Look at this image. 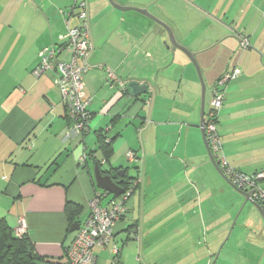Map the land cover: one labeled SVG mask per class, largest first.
<instances>
[{
	"label": "crops",
	"instance_id": "crops-1",
	"mask_svg": "<svg viewBox=\"0 0 264 264\" xmlns=\"http://www.w3.org/2000/svg\"><path fill=\"white\" fill-rule=\"evenodd\" d=\"M78 1L85 2L93 46L85 75L91 119L86 131L68 137L74 123L56 73L33 72L44 49L80 26L79 10L67 16ZM114 1L142 6L167 23L207 68L227 59L210 100L217 80L231 71L227 56L242 49L241 37L248 40L219 132L232 166L264 172V91L254 88L264 80L252 81L264 79V0ZM179 51L157 23L109 0H0V219L14 231L24 222L39 255L67 264L78 231L71 232L66 205L82 208L80 225L87 219L102 191L93 175L97 160L104 171H127L137 189L115 227L118 255L113 244L97 247L96 264H114L116 256L118 264H264L260 212L218 171L200 172L211 163L200 129L202 94L191 61ZM133 82L149 92L133 97L127 90ZM99 135L113 143L109 159ZM130 151L137 161L127 159ZM105 193L103 205L117 199Z\"/></svg>",
	"mask_w": 264,
	"mask_h": 264
},
{
	"label": "built area",
	"instance_id": "built-area-1",
	"mask_svg": "<svg viewBox=\"0 0 264 264\" xmlns=\"http://www.w3.org/2000/svg\"><path fill=\"white\" fill-rule=\"evenodd\" d=\"M79 10L78 17L80 26L68 28L67 33L61 38L57 46L46 48L40 53V64L34 70L35 77L43 76L47 71L56 73V86L60 89L63 102L67 109V116L74 123L72 131L68 134H79L86 131L91 119V98L86 94L85 75L91 69L89 63L93 51L90 29L88 23V12L85 2H77L70 16ZM68 22V21H67ZM241 47H249L246 38L241 37ZM67 59H63V57ZM240 69L235 67L219 78L214 85L213 95L210 100L209 109L205 115V131L211 151L219 161V167L223 174L237 187L242 190L253 192L254 201L264 208V172L247 174L232 166L224 151L222 138L219 132V116L224 106L227 88L232 80L239 74ZM110 80L116 81L111 74ZM86 160V158H84ZM130 162L137 161V155L130 151L127 153ZM137 188L136 180H132L125 188V193L118 199H112L105 206L102 201L106 198L105 192H97L89 203L90 213L87 219L80 225V229L70 246L66 250L67 264H96L95 249H105L113 244V251L118 255V249L114 245L115 227L128 213V204ZM18 238L27 235V227L20 222L14 231ZM116 256L114 264H118Z\"/></svg>",
	"mask_w": 264,
	"mask_h": 264
},
{
	"label": "water",
	"instance_id": "water-1",
	"mask_svg": "<svg viewBox=\"0 0 264 264\" xmlns=\"http://www.w3.org/2000/svg\"><path fill=\"white\" fill-rule=\"evenodd\" d=\"M111 5L121 11H134L137 12L141 15H144L145 17L149 18L153 22L157 23L159 26H161L164 31L168 34L169 40H170V45L172 46L173 51L180 50L184 54L188 56V58L192 61V63L195 65L196 70L198 72L201 84H202V104H201V120H200V129L202 133V137L204 140L205 147L207 149L209 158L213 166L216 168V170L221 174V176L240 194H242L245 197L246 203L252 204L257 210L260 212L263 220H264V208L261 204L258 202L254 201L252 198L253 192L245 191L237 187L235 184H233L222 172V170L219 167V161L216 160L214 157L210 144L207 139L206 131H205V115H206V86L203 80L202 72L200 69V66L195 58V54L192 53L187 47L184 45L180 44L176 37L175 34L172 30V28L165 23L164 21L160 20L156 16H154L152 13H150L147 9L143 8L142 6H124L121 4H118L114 0H109ZM127 90L129 91L130 95L133 97H141L143 95H146L149 92V86L147 84H138V83H130L127 85ZM93 175H94V180L96 183V186L102 190L105 191L111 195H113L115 198H120L124 193H125V188H124V175L125 172L124 170L120 171L118 173V176L120 177L119 179H115L111 174L105 173L104 170H102L100 164L98 162H94V167H93ZM80 229V224L79 222H76L75 224L72 225L71 227V232H76Z\"/></svg>",
	"mask_w": 264,
	"mask_h": 264
},
{
	"label": "trees",
	"instance_id": "trees-1",
	"mask_svg": "<svg viewBox=\"0 0 264 264\" xmlns=\"http://www.w3.org/2000/svg\"><path fill=\"white\" fill-rule=\"evenodd\" d=\"M99 150L103 152L107 159L113 154V143L106 142L103 135H99ZM94 156V152L89 153ZM96 162H98L96 160ZM101 166V163L98 162ZM118 171H104L111 174L115 179H118ZM124 188H126L132 180L127 176V171H124ZM137 189V188H136ZM66 216L70 227L78 222L82 215V208L76 204L68 202L66 205ZM0 264H59L47 257L39 255L34 247L32 240L26 235L23 238H18L14 234L5 219H0Z\"/></svg>",
	"mask_w": 264,
	"mask_h": 264
},
{
	"label": "rangeland",
	"instance_id": "rangeland-1",
	"mask_svg": "<svg viewBox=\"0 0 264 264\" xmlns=\"http://www.w3.org/2000/svg\"><path fill=\"white\" fill-rule=\"evenodd\" d=\"M264 9V8H263ZM202 28V27H201ZM204 28H205V24H204ZM203 28V29H204ZM201 32H203V30H201L200 31V33ZM202 35V34H201ZM201 35H199V36H201ZM199 38H201V37H199ZM203 42V41H202ZM249 48V47H248ZM248 48H245V49H235L234 51H233V53H231L230 55H228L227 57L229 58L228 59V63H229V65L231 66V71L236 67V66H238L239 65V62H240V60H241V58H242V56L244 55V53H245V51H247L248 50ZM179 52H181V51H179ZM186 55V54H185ZM187 56V55H186ZM187 58H188V56H187ZM189 59V58H188ZM226 59V58H225ZM190 60V59H189ZM227 60V59H226ZM226 60L224 61V63L223 62H221L220 61V63H217V64H215V66L214 67H208L207 68V65L204 63L203 64V62L201 61V60H197V62H198V64H199V66H200V68H201V71H202V74H203V78H204V82H205V85H206V87H207V94H206V110H208L209 109V104H210V90H211V86H212V82L216 79V77H217V75L219 74V73H221V68H223V66L226 64ZM191 61V60H190ZM191 63H192V61H191ZM192 66H193V71H194V73H195V76H196V78H197V80H198V88H199V90H200V95L202 94V84H201V81H200V78H199V75H198V72H197V70H196V67H195V65L192 63ZM262 67H264V62H263V64H262ZM239 69H241V68H239ZM261 70H264V68H262ZM254 73H256V71H254ZM242 74V70H241V72H240V74L234 79V80H232V86L234 87V86H236V84H237V79L240 77V75ZM262 80H264V79H261V76H259L257 79H255V78H253L252 79V81H253V83L254 82H258V81H262ZM246 87V90H248V91H251V88H253V86H250V87H248L247 85L245 86ZM254 88H257L258 90H261V91H264V85H258V86H254ZM201 97V96H200ZM221 130V129H220ZM203 167V166H202ZM207 170H205V169H203V168H201L200 167V172H201V174H204V173H207V172H210V173H212V174H214V175H216L217 176V170H215L214 168V166H213V164H211V163H208V165H207ZM166 184H169L168 182H166ZM156 189V188H155ZM158 190H161V187H159L158 188ZM156 195V194H155ZM154 197V196H153ZM106 200V199H105ZM105 200H104V202H105ZM144 200H145V198H144ZM215 201V204H217L216 202H217V199H215L214 200ZM210 203H214L213 201H211ZM224 204H228V202L225 200V202H224ZM144 215V214H143ZM144 222H145V219H144ZM158 257V255H156V258ZM146 262H147V260H145ZM165 263V262H164ZM154 264H160V263H158V262H156V263H154Z\"/></svg>",
	"mask_w": 264,
	"mask_h": 264
},
{
	"label": "flooded vegetation",
	"instance_id": "flooded-vegetation-1",
	"mask_svg": "<svg viewBox=\"0 0 264 264\" xmlns=\"http://www.w3.org/2000/svg\"><path fill=\"white\" fill-rule=\"evenodd\" d=\"M118 179L120 178V177H117Z\"/></svg>",
	"mask_w": 264,
	"mask_h": 264
}]
</instances>
